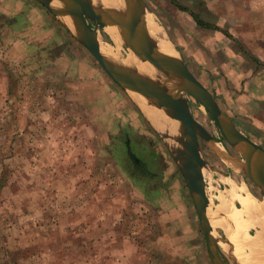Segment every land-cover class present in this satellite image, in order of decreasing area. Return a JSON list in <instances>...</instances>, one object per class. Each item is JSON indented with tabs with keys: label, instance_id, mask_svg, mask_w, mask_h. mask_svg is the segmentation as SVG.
Segmentation results:
<instances>
[{
	"label": "rangeland",
	"instance_id": "374dc122",
	"mask_svg": "<svg viewBox=\"0 0 264 264\" xmlns=\"http://www.w3.org/2000/svg\"><path fill=\"white\" fill-rule=\"evenodd\" d=\"M144 1L173 47L168 45L207 90L218 86L217 62L231 61L237 45L264 61V0L244 7L246 20L227 23L217 20L224 11L215 6L214 14L202 16L208 27L176 6L186 8V0ZM29 6L47 19L43 37L36 34L39 27L27 28ZM9 26L25 41L18 51L8 42ZM99 35L114 46L104 31ZM57 37L59 46L49 44ZM0 39V264H211L190 193L163 140L94 57L35 0H0ZM127 53L121 46L119 57ZM242 61L254 67L250 59ZM187 100L194 119L239 158L204 108ZM199 144L219 171L204 170L205 183L210 178L213 195L220 193L230 211L238 215L232 199L241 193L264 202L247 177ZM126 146L142 159L143 173L125 161ZM231 185L238 193H227ZM209 198L214 209L217 200ZM215 228L219 240H232L241 251L234 258L220 246L229 264H247L246 244L255 230L237 227L230 236Z\"/></svg>",
	"mask_w": 264,
	"mask_h": 264
},
{
	"label": "water",
	"instance_id": "95a60500",
	"mask_svg": "<svg viewBox=\"0 0 264 264\" xmlns=\"http://www.w3.org/2000/svg\"><path fill=\"white\" fill-rule=\"evenodd\" d=\"M58 21L97 61L100 68L131 101L139 107L143 104L161 111L170 120L175 135L159 133L169 154L178 167L190 193L198 224L202 232L211 264H229L220 245L223 241L212 226L213 205L206 190L204 170H215L203 158L202 141L209 150L233 172L247 177L259 192L257 181L264 182V149L240 133L222 112L215 97L190 72L179 53L172 56L160 51L149 39L147 15L152 14L144 0H123L124 14L118 15L101 0H35ZM62 8H65L64 11ZM151 16V15H150ZM93 24V28L89 23ZM115 28L119 43L104 31ZM102 30L120 45L135 53L154 72L147 74L135 70L136 78L149 82L146 88L133 87L126 81V69L115 57L100 49L107 44L99 35ZM168 39V38H167ZM170 42V41H169ZM119 56V55H118ZM159 70V71H158ZM138 96L140 98L136 99ZM187 96L195 100L209 114L224 141L239 155L233 156L221 147L209 132L197 122L189 107ZM140 108V107H139Z\"/></svg>",
	"mask_w": 264,
	"mask_h": 264
},
{
	"label": "crops",
	"instance_id": "0c3cea01",
	"mask_svg": "<svg viewBox=\"0 0 264 264\" xmlns=\"http://www.w3.org/2000/svg\"><path fill=\"white\" fill-rule=\"evenodd\" d=\"M186 1L190 7L186 5L185 8L183 2H176V6L178 8L183 7L184 11L188 13L193 21L195 23H197V21L201 22L199 26L203 27H208V25L204 24L202 16H211V14H214L215 11L213 10V7L215 6L219 7L218 11H224L220 13V16L217 20L227 23L228 21L233 22L235 19L237 21L246 20L244 18V7L253 5L252 0H247L246 2H243V0H236L235 4H238L236 12V7H234L235 5L232 3V0ZM239 5L243 8V10H241V8L239 10ZM16 7L20 8V5L16 4ZM29 7V12H31V14L28 17L27 28L30 32H32L37 31L33 30L34 27H39V31L36 34L43 37L45 33L48 32V30L41 31V28L43 29L47 26L46 24L43 25L42 22L47 19L43 14H41V11V13L39 12V7ZM263 8L264 7H261L263 14L261 13V17L259 18L261 21H264ZM18 10L19 9L15 11L18 13H23L22 9H20L22 11ZM18 13H16L17 18L20 16ZM5 15L8 16L9 14ZM248 20L250 21L251 19L248 18ZM45 23H47V21H45ZM9 27L11 29H8L7 32H9L8 36L10 35L8 42L11 44V50L14 49L18 51L19 47L25 44V41L20 39L21 34L19 31L16 29L14 31L12 30L11 26ZM219 30L221 31L220 28ZM49 32L53 33L54 31L49 30ZM223 33L226 37L232 38V40L236 41V39H234L230 33L228 34L226 31ZM54 34L56 35V32ZM54 34H51L50 36ZM49 44L59 46L58 37L56 41H51ZM26 46L28 45L26 44ZM237 46L239 50L235 53L234 57L229 58L231 61L227 62L225 60L223 63L221 61V63L217 62L219 63L217 67L220 69L217 74L218 86L214 87L215 85H212V88L208 89L210 93L216 98L222 112L231 120L236 129L243 135H256V138H252L251 136L248 137L246 135L245 136L264 149V141L261 139V137L264 136V61L257 59L254 54L252 55V53H249V51H247L243 45ZM242 58L253 61L254 67L250 68L249 65L245 63V61H242ZM257 66H260L261 68L255 70V67ZM254 71L256 72L253 73ZM2 85L3 84L0 81V86Z\"/></svg>",
	"mask_w": 264,
	"mask_h": 264
},
{
	"label": "bare ground",
	"instance_id": "6f19581e",
	"mask_svg": "<svg viewBox=\"0 0 264 264\" xmlns=\"http://www.w3.org/2000/svg\"><path fill=\"white\" fill-rule=\"evenodd\" d=\"M101 1H103L105 6L111 8V10L114 11L116 14H118V15L124 14V12H123V5H124L123 0H101ZM62 9L64 11H66L65 8H62ZM146 18H147V26H148V32H149L148 36H149L151 43L154 46H156L160 51L176 57L177 52L175 49L171 48L168 45V44H170V42L166 38V35L163 33V31H161L160 28L157 29L156 23L154 22L153 18L150 17V15H147ZM104 31L106 33H108L113 38L114 42L119 43L117 32H116L115 28L106 27L104 29ZM100 49L103 52L109 53L115 57L116 56L119 57L118 55L120 54L121 48H120V45L118 46V48H115L112 46L100 44ZM118 61L126 69V72H125L126 77L125 78H126V81L129 85H131L133 87H140V88H146L149 86V82L136 78L134 75V72H135V70H137L139 72L150 74V73L154 72V70L152 68H150L147 65V63H144L143 61H141L135 53L128 50L127 55L125 57L119 58ZM135 98L139 99V101H140V98L138 96H136ZM139 107H140L141 111L143 112L147 121L156 130V132L163 133V134L168 133V134L173 135V136L176 134L173 127L170 124V120L167 117H165L161 111H158L157 109L152 108V107H147L143 104H140ZM209 181H211L210 178H208V180L206 182L207 193L210 197L213 196V198H216V200H217V204L215 205L214 211H213L214 220H213L212 226L220 227V228L224 227L223 230L225 233H227V235L228 234L230 235V233L233 232V230L237 227L244 228L247 230L254 229L255 233L251 237L249 236L250 237L249 239L247 238L248 239V241H247L248 246L246 244V247H248V251H247V253L245 251H244L245 253L244 252H242V253L245 254V255L243 254L244 256L249 258V259H245L246 263L248 262L247 264H249V263L264 264V202H258L257 200L253 199L250 195L248 197H246V196L242 195L243 193H241L240 195H238L237 197H234L232 199V201L237 202L240 206L239 207L240 211L235 210V211H237L236 213L239 212L238 215H235L233 213L234 211L233 212L230 211L231 209L229 210L228 209L229 207L227 208V206H226L227 204L225 203V201L220 198V195H221L220 193H218V195H215V194L213 195L214 188H213L212 183ZM257 184H258L260 190L264 192V182L257 181ZM233 190L235 191L236 187L234 189V187L231 185V189L228 190L227 193H229ZM215 191H216V189H215ZM242 191H239V192H242ZM236 193H238V192H236ZM249 197H251V198H249ZM230 208H231V206H230ZM237 225H239V226H237ZM238 230H240V229H238ZM244 233H245V230H244ZM245 234H247V233H245ZM261 234H262V236H261ZM239 240L241 241V239H239ZM237 242L239 243V241H237ZM233 243L234 242H232V240H231V242L228 240L227 242H225V244H224V242L221 244V245L224 244V249H226V247L229 249V251L232 253V257H234L236 255L235 252H236V250H238V249H236L237 247H235L233 245ZM238 246H240V245H238ZM243 249H246V248H243ZM238 251L241 252L240 250H238ZM239 255L241 257L242 254L240 253ZM236 259H237V257H236Z\"/></svg>",
	"mask_w": 264,
	"mask_h": 264
},
{
	"label": "flooded vegetation",
	"instance_id": "af4514ba",
	"mask_svg": "<svg viewBox=\"0 0 264 264\" xmlns=\"http://www.w3.org/2000/svg\"><path fill=\"white\" fill-rule=\"evenodd\" d=\"M126 143V142H125ZM130 149L127 146L125 147V161L128 162V165L130 164L134 169H138V171L142 172L141 167H143V161L142 159H139L138 157H136L133 153H127V150Z\"/></svg>",
	"mask_w": 264,
	"mask_h": 264
},
{
	"label": "trees",
	"instance_id": "16d2710c",
	"mask_svg": "<svg viewBox=\"0 0 264 264\" xmlns=\"http://www.w3.org/2000/svg\"><path fill=\"white\" fill-rule=\"evenodd\" d=\"M180 9H182V10H184V8L183 7H179ZM201 24V22H198L197 21V25H200ZM153 159V158H152Z\"/></svg>",
	"mask_w": 264,
	"mask_h": 264
}]
</instances>
